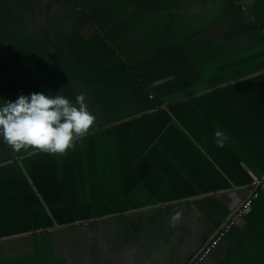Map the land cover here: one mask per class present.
Returning a JSON list of instances; mask_svg holds the SVG:
<instances>
[{
  "label": "crops",
  "instance_id": "crops-1",
  "mask_svg": "<svg viewBox=\"0 0 264 264\" xmlns=\"http://www.w3.org/2000/svg\"><path fill=\"white\" fill-rule=\"evenodd\" d=\"M0 91L11 101L83 93L95 120L67 156L128 152L109 165L119 173L102 180L114 188L103 186L99 205L59 204L41 224L0 229V264H187L264 176V0H0ZM37 150L14 152L0 137V183H42L44 167L62 168L61 155ZM234 186L245 188L212 194ZM199 264H264V186Z\"/></svg>",
  "mask_w": 264,
  "mask_h": 264
},
{
  "label": "rangeland",
  "instance_id": "rangeland-1",
  "mask_svg": "<svg viewBox=\"0 0 264 264\" xmlns=\"http://www.w3.org/2000/svg\"><path fill=\"white\" fill-rule=\"evenodd\" d=\"M129 141L128 137H122L121 140L119 139L115 142L126 143ZM84 144V148L89 150L90 146L88 145L87 140ZM114 147L115 149L113 152L110 151L109 148H105L103 145H96L91 151L81 152L82 159L75 157L78 153H70L69 157L67 156L68 152L67 154L66 152L59 154L61 155V161H59V164L62 168L58 166L56 173L51 165L44 167L45 178L39 176L42 183L38 178H34V175H30V180L26 178V181H21V183L15 180L17 178L16 176H12L14 178L10 177V181L0 183V192L5 194L8 193V201L0 210V229L12 228L16 225L24 226L28 224L34 226L41 224L43 222V219H41L42 213H47L49 218H51V211L53 213H55V210L58 212L57 208L59 204L66 205V203L70 202L69 205H75L91 202L99 205L102 197L98 196L101 195L103 186L107 183H103L102 180L110 176L115 177L114 174L119 173L118 170H116L117 173L113 171L114 169L111 170L109 165H114V161L121 159V155L126 156L128 154V152H125L124 150L126 149L124 145L121 144L120 146L117 145ZM117 148L119 149L117 150ZM88 154H92L89 158L91 160H85L88 157H84ZM95 159H106L104 166H96ZM23 164L27 173L30 174V169L26 166L28 163L23 162ZM123 171L120 172V175L123 174ZM46 179L52 183L49 182L45 184ZM107 185L109 187L106 189L113 191L114 184L109 182ZM142 186L143 184L139 185V187ZM46 187L52 189V193L47 195ZM137 190L139 191L138 187ZM121 206L122 205H118L117 207ZM101 207L102 205H100V208H98L96 212L100 210ZM88 212L92 211L87 208V210L82 211L81 213L83 215ZM92 216L93 214L91 217ZM60 218L63 219V222H67L70 219H73V214L64 212ZM43 236L45 235L43 234Z\"/></svg>",
  "mask_w": 264,
  "mask_h": 264
},
{
  "label": "clouds",
  "instance_id": "clouds-1",
  "mask_svg": "<svg viewBox=\"0 0 264 264\" xmlns=\"http://www.w3.org/2000/svg\"><path fill=\"white\" fill-rule=\"evenodd\" d=\"M81 93L70 101L59 94L32 92L19 95L15 101L0 99V137L14 152L38 149L50 154H63L74 146L92 127L95 117L90 114ZM218 147L227 138L221 131L214 133ZM182 213L175 210L170 217L172 226L181 221Z\"/></svg>",
  "mask_w": 264,
  "mask_h": 264
},
{
  "label": "water",
  "instance_id": "water-1",
  "mask_svg": "<svg viewBox=\"0 0 264 264\" xmlns=\"http://www.w3.org/2000/svg\"><path fill=\"white\" fill-rule=\"evenodd\" d=\"M161 107H163V108H166V106L165 105H163V106H161ZM37 151H40V150H37ZM253 181H258V184H260L263 180H264V176L263 177H261V178H257V177H254L253 179H252ZM251 189H250V192L248 193V195L249 194H251L256 188H258V186L257 185H254V186H252V184H251ZM249 186H248V188H250ZM245 188V186H234V187H232V188H230L229 190H224V189H222V190H218V191H214V192H212V194H214V193H222V192H227V193H230V192H234L235 194L237 193V191H239V190H241V189H244ZM204 195H207V194H204ZM195 197H198V195H195V196H190V197H183V198H179V199H174V200H170V201H164V202H157V203H154V204H150V205H145V206H142V207H137V208H132V209H128V210H126V211H123V212H119V213H112V214H107V215H103V216H97V217H92V218H90V219H88V220H76V221H73V222H69V223H65V224H59V225H57L56 227L57 228H63V227H65V226H70V225H76V224H82V223H85L86 221H91V220H97V219H101V218H109V217H113V216H116V215H120V214H123V213H131V212H135V211H140V210H143V209H148V208H152V207H158V206H163V205H165V204H170V203H172V202H182V201H187V200H190V199H194ZM247 197V196H246ZM246 197L245 198H243L242 200H241V202H239V204H238V206L237 207H235L234 208V210H232L231 211V213H230V215L228 216V218L223 222V224H222V226L236 213V211L239 209V207L242 205V203H243V201L246 199ZM235 198H237V196H235ZM239 199V198H238ZM221 226V227H222ZM221 227L220 228H218V230H220L221 229ZM218 230H217V232H218ZM216 232V233H217ZM211 239V238H210ZM209 239V240H210ZM208 240V241H209ZM208 241L202 246V248L199 250V251H197L196 252V254L189 260V262L187 263V264H189L190 262H192L195 258H196V256L201 252V250L203 249V247L208 243Z\"/></svg>",
  "mask_w": 264,
  "mask_h": 264
},
{
  "label": "built area",
  "instance_id": "built-area-1",
  "mask_svg": "<svg viewBox=\"0 0 264 264\" xmlns=\"http://www.w3.org/2000/svg\"><path fill=\"white\" fill-rule=\"evenodd\" d=\"M149 98H153V94H148ZM257 185L264 186V180L258 184V181H253L252 186ZM258 188H256L251 194H249L243 201L242 205L236 211V213L221 227L220 230L208 241V243L203 247L201 252L196 256V258L189 264H199L203 261L212 249L218 245V243L230 232L233 226L240 220L243 214L250 208L252 202L258 197Z\"/></svg>",
  "mask_w": 264,
  "mask_h": 264
},
{
  "label": "bare ground",
  "instance_id": "bare-ground-1",
  "mask_svg": "<svg viewBox=\"0 0 264 264\" xmlns=\"http://www.w3.org/2000/svg\"><path fill=\"white\" fill-rule=\"evenodd\" d=\"M170 96V95H169Z\"/></svg>",
  "mask_w": 264,
  "mask_h": 264
}]
</instances>
